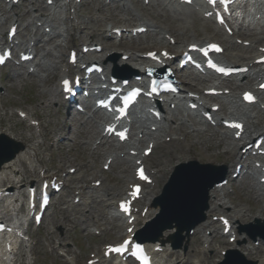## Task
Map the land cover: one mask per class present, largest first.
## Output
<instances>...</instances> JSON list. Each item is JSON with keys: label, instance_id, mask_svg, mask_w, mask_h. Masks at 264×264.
<instances>
[{"label": "rangeland", "instance_id": "rangeland-1", "mask_svg": "<svg viewBox=\"0 0 264 264\" xmlns=\"http://www.w3.org/2000/svg\"><path fill=\"white\" fill-rule=\"evenodd\" d=\"M30 2H23V0H19V3L14 7H9L5 5L3 2H0V11H4V16L10 19H18L19 26H18V42L26 43L29 36L33 34L25 27L27 21L32 17L36 16L39 17L40 13L50 16L58 23V27L60 28V21L59 17L61 14L60 10L54 9L50 10L48 7H45L44 0H29ZM60 2V0H58ZM73 4V3H72ZM76 6V5H75ZM123 5L118 3H112L110 6H106L103 3V0H82V2L76 6L77 17L75 21H72V25L76 28V36L77 38L74 40V44L76 48H79L82 44H103L104 41L109 42L108 39H105L106 34L104 33L105 30L109 29V26H114L117 28H123L125 25H129L128 28H133L134 26L138 25V19L149 20L153 22H157L162 26L167 27V36L173 35V37L177 41L176 46L183 45V39L186 37V42L196 41L199 43L204 42L205 40H212V41H222V34H220L212 24L203 20L199 14H197L191 8H183L179 11H173L168 9L167 7L163 6L161 3L160 5H155L151 3L147 6L143 4L142 0H129L127 3V8L129 6L130 11L123 12ZM39 7L45 8L44 11H39ZM1 17V12H0ZM130 20L131 24H127L126 21ZM172 22H179L180 25L186 26V30L182 33L184 38H182L181 32L173 33L169 30L168 26L171 25ZM8 27V22H1L0 21V33L1 37H4ZM68 28L67 26H65ZM84 28L82 31L81 29ZM42 32L41 28L36 30L35 34L42 42L40 47H54V45L59 42L58 39L51 35L43 37L40 33ZM95 34V37H91L92 39L89 40L88 36L90 34ZM99 34V37L96 38V35ZM171 34V35H170ZM86 35V37H84ZM236 36V35H235ZM78 37H82L83 41H78ZM179 37V38H178ZM263 36L258 38H263ZM156 35L151 32H147L138 36L137 38L133 39V43L148 45L151 42L156 40ZM240 42H248L252 43V39L249 37H245L242 35L236 36ZM180 39V40H179ZM235 39H231L232 43H234ZM245 40V41H244ZM224 42V39H223ZM120 48H123L122 45H128L127 41L122 40ZM225 43V47L227 48L225 54L222 56V59L229 61V60H242L243 58L252 57L253 51L250 48L247 50H243L242 46L239 44H235V48H230V43ZM263 43H259L258 45H262ZM256 45V46H258ZM255 46V47H256ZM41 47V48H42ZM252 47V45L250 46ZM54 54H57V49ZM40 54V49L37 50ZM58 56V55H57ZM41 57V56H39ZM57 62L58 67L64 65L66 61L65 58L55 59ZM28 65L24 67H18L14 63L8 64V66L0 69V115L2 119L0 121V131L8 129L12 127V131H9L10 135L21 138L20 134L23 136L31 137L29 140L23 141L25 145L28 146H36L40 149V156L42 158L41 164L44 167V171L47 173H56L58 171L59 165L61 162H67L65 164V172L68 173L69 167L76 168L75 174L70 177L77 182H81L82 178H88L90 174L93 172L94 169L97 171H101V164L104 161L103 153L100 154V150L96 151L91 142V135L92 132H86L88 130H83L82 125L84 122L82 118L74 119L71 123L70 117L65 114V110L62 106L54 105V104H47L48 97L43 94L45 93V89L48 87H56L59 76L58 72H54L51 74V71L41 73L38 70V75H27ZM184 73L183 75H185ZM188 74V73H187ZM182 75V76H183ZM233 82L236 81L233 78ZM238 83V81H236ZM195 83V82H194ZM208 84H211L210 81L207 79L205 80L204 84L197 85L199 89L207 88ZM223 87V86H222ZM231 90V89H229ZM241 88L235 91V96L237 97L238 92H240ZM60 95V94H59ZM264 97V96H263ZM59 100H61V96H59ZM223 103V101H221ZM18 110L24 111L28 113L32 118H38V124L40 123L45 131H44V140L47 142L45 146H41L39 142H41V138L39 137V133L36 132L33 128H31L29 121L21 120L17 114ZM248 110L252 111L253 116L256 119L261 118L262 112L259 111L257 106L250 107ZM220 116L224 115L223 111L218 112ZM251 114V115H252ZM264 115V113H263ZM171 116V114L169 115ZM175 118H182V114H172ZM263 123L257 127L258 129L264 126V118ZM93 124V122H92ZM195 127V126H194ZM184 130L186 131L187 127L183 126ZM198 133L196 135L190 136L189 144L193 146L192 151L190 152V156L196 159L199 163H210V164H223L224 157H222L223 153L225 152L226 145L222 141V131L220 129H205V127L197 126ZM54 129L60 130L61 134H66L63 138L68 139L64 142V146L62 149H55V147L50 146V140L52 138V133ZM64 130H67L64 132ZM188 130V129H187ZM94 132V130H93ZM92 133V134H91ZM95 133L98 135V130H95ZM168 142V141H167ZM49 144V145H48ZM162 152L161 149H158L154 156L158 153ZM97 154V155H96ZM176 155L182 157V153L176 152ZM168 161L171 163L175 162V156H168ZM120 164H114L111 168L110 173L103 174L104 175V182L103 185L106 187H112L116 190H121L124 180L120 179L122 174L120 173L122 167H126L127 164L121 162ZM19 169V167L17 168ZM26 169H30L28 164L26 165ZM35 175L29 176L25 182L26 184H30L31 181L35 182L38 180V170H35ZM19 175H23L21 170L19 169ZM116 177L119 179L117 180ZM7 182L4 180L0 183L1 186H7ZM9 185V184H8ZM24 189L25 186H22ZM245 188H248L247 185L244 187L234 186V194L230 195V199L227 200L233 210H237L239 206H255L256 200L254 199V193H247ZM25 191V190H24ZM100 192V196L103 199H107L104 194ZM24 200V199H23ZM95 211L98 209L101 210V214H106V209L103 206H97L93 204ZM96 206V207H95ZM66 205L60 204V211H66ZM257 211L253 212L254 214L258 213L260 208V203L257 205ZM98 208V209H97ZM249 208V207H247ZM81 211V210H80ZM69 214V213H68ZM249 215V214H248ZM59 219L58 224L54 220L53 214H48L45 218V222L43 226L37 230L30 229V234H32L33 239L37 242L34 246L35 254L32 256V261L34 264H68L65 259L58 258L56 256V250H54V242L59 241L61 243L60 249L62 252H67L69 256L68 259L70 261L69 264H84L85 261L89 258V253L93 252L94 249H97L101 244L109 242L111 240L118 239V236L110 235L108 236L105 234L104 236L100 237V239H96L92 236L91 230L89 228V220L86 225L87 228L85 229L86 225H81L75 218L84 217V214L79 212L73 216L67 217L70 221L62 220L61 216L58 213ZM65 216V215H64ZM63 218V216H62ZM243 223L240 226H244L247 223L248 217H244ZM50 224H52L50 226ZM198 235H201L200 233ZM197 237V232L195 235ZM243 238H247L246 234L242 232V240ZM227 242V239H224ZM190 245H192V238L189 239ZM258 242V241H257ZM214 248L219 246V239L218 237L212 243ZM200 247H202V242ZM257 248L259 250V255L254 256L251 258L250 256L247 257V249L248 248ZM195 247L191 246L188 250V254L192 253ZM238 250L246 255L247 260L254 261L256 264H259L257 261L264 260V252L262 250V244L260 243L259 246H254L251 241H246L245 244L242 242L238 245ZM217 251L210 252L207 254L208 261L215 262L218 260ZM186 253V254H187ZM176 257H173V259ZM16 264H18L21 259L19 257V252L16 255ZM165 259L169 260L167 257ZM191 262V261H190ZM1 264V263H0Z\"/></svg>", "mask_w": 264, "mask_h": 264}, {"label": "bare ground", "instance_id": "bare-ground-1", "mask_svg": "<svg viewBox=\"0 0 264 264\" xmlns=\"http://www.w3.org/2000/svg\"><path fill=\"white\" fill-rule=\"evenodd\" d=\"M163 2L168 5V6H174L171 2H169L168 0H163ZM263 4H264V0H258L256 5H255V9L254 10H250V12L248 13L247 15V20L248 22L251 24V26H248L247 27V31L249 33H245V34H242V35H245L246 37H252L253 39V44H259V43H263L264 41L262 39H256L254 38L255 36L254 35H262L263 34V27L260 25V20H255L256 16L261 14L263 12ZM43 10V9H41ZM1 13L4 14V11L1 10ZM2 17V16H1ZM43 16L40 15L39 18H31V20L29 21V25L30 26H33L34 24L38 23V22H41L42 21L44 22V27H50L52 28V31L54 34H56V36L58 38H62L61 42L56 46L57 49H58V53L60 54V56H63V51H64V48L67 44H70V43H73V41L75 40L74 39V36L75 34H71V33H68L66 35L65 34V31H62V30H59L58 27L55 26V23L53 21L52 18L50 17H46L45 19L42 18ZM71 17V15L68 16V20L69 18ZM8 20V18H7ZM12 20H10L11 22ZM17 22V19L13 20V22L10 24V25H14L16 24ZM43 24V23H42ZM149 27V28H154L153 30H157V34H162L163 37L165 36L166 33V27L165 26H161L160 24L156 23V22H148V21H143L142 20V24H140L139 27ZM73 29V31L75 30V27H71ZM169 30H171V32H173L174 34L175 33H179L181 32V35L182 33L186 30V26L184 25H180L179 22H172L170 26H168ZM114 28L111 27L110 30H113ZM240 29L237 31L236 34H240ZM75 32V31H74ZM186 35V33L184 35H182V38H184V36ZM94 36V33L90 36V37H93ZM86 37V35H85ZM179 38V37H178ZM224 40L225 41H229L231 38L228 37V36H224ZM79 39H82L81 37H79ZM2 38L0 37V42H2ZM83 40V39H82ZM180 40V39H179ZM187 40V38L185 37L183 39V42H185ZM30 41H33L34 44L32 47H29L27 46L26 49H33L35 46H38L40 44V41L38 39H34V38H31ZM188 45L185 44L184 48ZM89 46H91L89 44ZM261 47H264V45H262ZM158 48V50H164V49H169V50H172V47L170 45H168L167 42H165V40L162 38V39H156L154 42H151L150 44H148L147 46L146 45H143L142 43L141 44H138V43H133L132 41H129L128 45H124V52L121 53V52H117L116 51V48L114 46L113 43L111 42H108L106 45H105V48H103V50L101 51V54L100 55H94L95 58L101 62L106 64V66H109L108 64H110V61L108 60V56H107V53H111V52H114V53H117L119 54L120 56L122 55H127L128 56V60L127 61H123L120 59V64L121 65H127V66H135V68L133 69H139V66L144 63V59L142 58V55L147 53V52H150L152 50H156ZM251 48V47H250ZM69 49H73V48H69ZM68 49V50H69ZM243 49V48H242ZM245 49V48H244ZM252 50H254V48H251ZM66 52V51H64ZM30 53H32L30 51ZM172 53H175V52H172ZM256 53L258 54V50L256 51ZM68 54V51L66 52V56ZM53 57V52L50 50V49H43V57L41 58L42 61H40V63H38V67L41 68V71L42 72H47V71H51V74H53V71L55 72H58V67H57V63L55 62L54 59H48V57ZM248 60H245L242 59V63H244L245 66H248L250 61L247 62ZM230 63L232 64H237V63H241V61L237 60V59H234V60H231ZM134 64V65H133ZM36 67V66H35ZM138 67V68H137ZM252 68H256V67H251ZM71 69L69 68V65L68 66H65L63 70H60V74L61 76L63 77H66V76H69L70 75V71ZM257 76H259L260 74V71L257 72ZM253 72H248V74H244L242 77H241V82L244 80L245 84L244 86H248V85H252V82L253 80L255 81V78L252 76ZM250 77L253 78V80H251V82H249V80L251 79ZM194 82H198V80H195L193 79ZM182 89H183V92L179 95L181 97H185L186 95H188V93H194L196 94L195 92H193L191 89H192V85L189 84V83H185L184 81L182 82ZM227 85L231 86L233 88V91H236L238 88H240L241 86H238V85H233L232 84V81H228L227 82ZM214 88V87H212ZM206 89H210V88H206ZM216 89V88H214ZM219 89V88H218ZM189 91V92H187ZM47 94L46 96H48L49 98L47 99V103L48 104H51L52 102H55V103H58L57 102V99L59 97V92H58V89L57 87L53 88V87H50V88H47L46 90ZM230 103L231 104H236V100H235V96H234V92L233 94L230 96ZM224 99H228V96H225ZM176 100H171L170 104L171 103H175ZM170 104L168 106H170ZM262 104L264 105V103L262 102ZM175 105L179 108H181V106L183 107V105H180V103H175ZM218 105V104H217ZM1 110H2V107H1ZM164 113V111H163ZM140 114L142 115V112H140ZM231 114L233 117H236L238 116L240 119L243 120V122L245 123L246 125V132H245V137L244 139L240 140V141H234L232 139V137L230 138L229 137V133L228 132H223V137H222V141L224 142V144L226 145V151L224 152V156H226V164H230L231 161H237V162H240V160L243 158V155L239 154L236 149H237V146L243 141V140H247V139H250L252 138V136L254 135V132H252L251 128L254 124H260L261 121L260 120H257V122H254L252 121L251 119V115L248 113V110H241L239 111V109L235 110V111H231L228 113V115ZM2 116L3 115H0V121L2 119ZM102 118V117H101ZM135 119V124H138V127H137V130L139 129V131L137 132V134L139 133H142V138H141V142H143L142 144L144 145H147L148 143L150 142H153L154 145H155V148H162L164 150V153L167 154V153H175L176 151H179V149H182V152L183 150L186 152V151H189L193 149V146L189 144V141H190V135L188 133V130L186 129V131L184 130L183 128V125L182 126H177L176 125V120H170L169 118L165 117L164 118V121L163 122H160L158 123V129L156 132H150V127L147 129L145 127L146 125V122L148 120V118L146 117L145 120L141 119V117H139L136 113L134 114V117ZM255 119V118H254ZM167 121H170L172 123V125H176L175 127H171V128H165L163 126V124ZM252 126H251V125ZM151 126H154L153 124ZM87 129L88 131L87 132H93V130L95 129V126H93V124H87L84 129ZM12 127H9L8 129H5V130H1L0 131V134H5L9 137H12L13 139H15L16 141H26V140H29L31 137L29 136H23V134H20L21 135V138H16L12 135H10L9 131H12ZM45 129L44 127L42 128L41 130V141H44V135L42 133H44ZM194 131V129L192 130ZM262 133H264V130L261 131ZM95 133V132H94ZM93 133V134H94ZM161 133H164V140L166 141V138L167 137H170L171 141L169 144H166L165 142H162L161 140ZM262 133H260L259 135H263ZM58 135V131L57 129L55 130L54 129V136L56 137ZM177 135H183L185 136V141H181L180 138L177 137ZM100 144L99 146H101V149L103 151V154L106 155V159L110 158L112 159V164H120L122 165V163L120 162L119 159V155H117L116 153V150L114 151H110L108 149L105 148V146L108 147L109 145V142L107 140L103 141V140H100ZM103 145V146H102ZM133 147L129 148L132 149V150H135L136 149V144H132ZM246 145V143L244 144ZM123 149L126 148V145H123L122 147ZM40 149L39 148H36L35 146L34 147H31V146H28L26 145L25 146V150L24 152L22 153H19L18 156L16 157V159H14L13 161L5 164L4 166H2V168L0 169V183L2 181H6L8 184L7 186L11 187V188H7V189H4V187H2L3 189H1L3 192L4 191H9V195L7 197H5L2 201H4V206H3V209L0 210V218L3 219L5 222H11V225L13 228L17 229L19 232H21V228L23 227V220H21L20 217L17 218L18 216V210L21 209V206L19 207L20 204H22V201H21V197L23 195V191L21 188V186H23L25 184V182L27 181L26 179L29 177V176H33L35 175V169H39L41 170L42 169V165H41V160L42 158L40 157ZM122 153V151L120 152ZM186 156V160L187 159H190L189 157V154L185 155ZM125 160L130 164L131 162V158L126 155L125 157ZM165 160H168L167 157H165ZM180 159H178L179 161ZM146 163H147V166L149 167L150 170H154L155 171V175L153 176L154 178V184L152 186H147L145 187L146 189V192H145V198L142 200V201H139V206L142 208L144 206H148L149 207V210H148V214L146 215V217L144 219H142L140 217V213L138 214V220L141 221V222H145L147 221L148 219H150L155 213L156 211L158 210L157 207H153L152 206V198L157 196L158 193L160 192V185L163 183V180L165 179L166 175L168 174L169 172V169H171V167H167V169H164V166H163V162L160 161L159 164L157 166L161 167L162 170L159 171V169H157V166H151L152 164L149 162V160L147 159L146 160ZM28 164L29 168L30 169H26V165ZM19 167V169L21 170V173L23 175H19V169H17ZM231 167V166H230ZM229 168V167H228ZM120 173L122 174V177L123 175L128 174V170H126V168L122 167L121 168V171ZM95 179L92 180V182H95L97 181L96 177H97V172L96 171H93L92 174ZM250 175V178L249 180H247L246 183L250 182V181H253L255 180V177L253 174H249ZM121 177V178H122ZM126 180H127V185L128 184H131L132 181H133V175L131 176H126L125 177ZM116 179H119L118 177H116ZM258 184V183H257ZM256 184V185H257ZM101 186V185H100ZM250 189H252V185L248 186ZM68 189H70L71 193L73 194V199L74 198H80V200L83 198L84 194L86 191L90 192L93 194L92 198V202L96 203L97 205H99L100 203L102 202H105L104 200H101L98 196V194L96 192H104L105 195L108 197V200H109V203L108 205L110 206V208H112V210L114 209L115 207V203L118 201V200H121L122 196L125 194V192L127 191V188L126 190L124 191H120L119 193H116L115 192V188H106V187H103L101 189H94L93 187L90 186V184H86V185H82V184H69V186H67ZM248 188V189H249ZM255 194L257 196V198L260 199L261 203H262V207H261V212L259 213V215H251L249 216V221L251 220H254L255 218H258V219H264V192L259 189V187H255ZM12 193H11V192ZM250 192V191H248ZM226 198H228V195L224 192V189L223 188H214L212 190H210L209 192V209L208 211L206 212V216H209L210 218L214 215L212 214V212H219V216L220 215H227L226 213L229 211V208L227 207L226 205V202L224 201ZM87 205V204H85ZM92 208H90L91 210ZM255 208H253L252 210H254ZM94 210V209H93ZM89 211V218L90 220L93 222V227L95 228V230H98L100 228H103L104 227V223H101V221L98 219V218H103V215L101 214V211L100 209H98V211ZM53 213L54 215H56L55 213H57V207L53 208ZM96 212H98L96 214V217L93 216V214H95ZM248 210L246 208H241L239 209L238 211H230L229 213V218L232 222V231H234L236 233V225L239 224L241 222V215L240 214H243V213H247ZM14 217L17 218V220H14ZM110 218H113L112 216H110ZM64 219H67V218H64ZM113 220H115V222L117 223V226L116 228L119 230V234L124 232V228H125V222L120 219V218H114ZM19 222V224H18ZM110 225V223H108ZM210 225H214V231H212V233H218L219 231V227L217 226V224L215 223H212V222H208V221H205L203 224H201L200 226H198L201 230L203 229L204 230V235L201 236V239L199 238H195V245L196 246H199V241H203L204 243H207V247L206 248H199L197 247V249L194 251V261H193V264H195V262H201L202 264H206V257H205V254L207 251L209 250H213L211 244H210V238L212 240V236L210 238H208L206 235H205V231L206 230H210L209 229V226ZM105 229V228H104ZM138 228L135 229V231L137 230ZM175 231V229H171L169 231H165L162 236L155 242L152 243L153 247L156 246V245H161L163 246L164 248H167L169 246V242H168V237L170 234H172L173 232ZM237 234V233H236ZM220 237L221 238H224L223 235H222V232L220 234ZM229 237H227L228 239ZM193 240V241H194ZM241 240V237L237 234L236 235V242L238 243L239 241ZM10 248H11V253H12V250L14 249V246L11 244L10 245ZM219 251H222V250H228V249H233L232 247H229V246H222V247H219L218 248ZM235 249V248H234ZM100 249H97L96 251L99 252ZM250 250H253L255 254H258L257 250L255 249H250ZM180 251V250H179ZM11 253H6L2 248H1V245H0V263H3V264H6V261L7 259H9V255ZM94 253V252H93ZM250 253V252H249ZM171 255H174V253H171ZM5 257V259H4ZM94 258H98L97 255H95ZM10 264V263H9ZM157 264H166V263H163L161 261V257L160 259L157 260ZM168 264H187L186 261L184 260V257H180L179 255L175 258V260H171L168 262ZM261 264H264V262H262Z\"/></svg>", "mask_w": 264, "mask_h": 264}, {"label": "water", "instance_id": "water-1", "mask_svg": "<svg viewBox=\"0 0 264 264\" xmlns=\"http://www.w3.org/2000/svg\"><path fill=\"white\" fill-rule=\"evenodd\" d=\"M22 149V145L16 144L5 136H0V167L4 163L11 161L15 157V155ZM213 171L214 167L200 166L199 170L195 172V175H193V177L190 176L191 178L188 180V184L183 187L184 190L181 189V195H183L184 197L188 196L190 198L193 196L195 201L194 204L191 203V207L189 203L186 205L185 210L181 216L184 222L177 225L178 233H180L186 227V224L184 223L186 221H190L192 217L201 209L202 194ZM194 191L197 192L193 194ZM194 208L196 210H193ZM171 210L173 211V209Z\"/></svg>", "mask_w": 264, "mask_h": 264}, {"label": "snow or ice", "instance_id": "snow-or-ice-1", "mask_svg": "<svg viewBox=\"0 0 264 264\" xmlns=\"http://www.w3.org/2000/svg\"><path fill=\"white\" fill-rule=\"evenodd\" d=\"M220 71H223V69H220ZM67 83V82H66ZM237 127H238V125H237ZM121 136L123 135L122 133L120 134Z\"/></svg>", "mask_w": 264, "mask_h": 264}]
</instances>
